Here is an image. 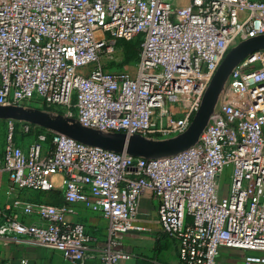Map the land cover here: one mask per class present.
<instances>
[{"label":"built area","instance_id":"1","mask_svg":"<svg viewBox=\"0 0 264 264\" xmlns=\"http://www.w3.org/2000/svg\"><path fill=\"white\" fill-rule=\"evenodd\" d=\"M264 34V0H0V104L73 118L102 132L164 139L185 131L233 45ZM141 36L134 73L102 53ZM31 103V104H29ZM46 107V108H44ZM0 240L42 246L77 264H120L150 191L178 264H216L221 248L264 264V49L238 62L197 142L144 158L3 120ZM57 175L58 182H53ZM58 190L64 203L8 199ZM102 217V237L77 220Z\"/></svg>","mask_w":264,"mask_h":264},{"label":"water","instance_id":"2","mask_svg":"<svg viewBox=\"0 0 264 264\" xmlns=\"http://www.w3.org/2000/svg\"><path fill=\"white\" fill-rule=\"evenodd\" d=\"M264 49V34L248 37L233 45L224 54L206 87L188 128L164 139L147 138L141 134L102 132L83 126L73 118L52 115L44 110L24 105L0 104V120L27 122L64 134L74 140L103 149L124 152L132 156L156 158L176 154L195 144L214 111L224 84L235 65L255 51Z\"/></svg>","mask_w":264,"mask_h":264},{"label":"crops","instance_id":"3","mask_svg":"<svg viewBox=\"0 0 264 264\" xmlns=\"http://www.w3.org/2000/svg\"><path fill=\"white\" fill-rule=\"evenodd\" d=\"M23 194L30 196L31 199L25 200L22 197ZM36 197L40 200L41 198L42 200L47 199V201L52 199L46 193L24 190L20 192L15 202L12 198L8 201L14 209V204L19 205L27 200H35ZM76 208L78 211L77 220L83 222L92 235L102 237L106 225L104 219L85 208L82 204H77ZM14 213L19 219L25 221L34 219L33 217L24 216L16 209H14ZM138 217L144 230L130 231L125 235L129 243L127 247L133 252L134 256L128 260L120 261V264H178L175 249L158 222L156 202L148 190L140 197ZM234 251L236 257H230L227 252L226 260L222 264H244L239 258L243 251L239 249H234ZM0 262H4L3 264H77L64 260L58 251L50 248L18 242H5L3 240H0Z\"/></svg>","mask_w":264,"mask_h":264},{"label":"rangeland","instance_id":"4","mask_svg":"<svg viewBox=\"0 0 264 264\" xmlns=\"http://www.w3.org/2000/svg\"><path fill=\"white\" fill-rule=\"evenodd\" d=\"M139 50V40L132 41H121L119 42L112 53L106 54L102 53L100 56V64L105 71L108 72H118L125 71L129 73H134L135 71V59ZM193 117V116H192ZM192 119V118H191ZM59 178L57 175L53 176V182H58ZM26 199H31L30 196H23ZM20 205H13L14 209L20 211ZM166 236V235H165ZM128 243V240L125 238ZM220 254L216 260V264H222L226 260L227 252L230 257H236L234 249L231 248H221ZM4 262H0L3 264Z\"/></svg>","mask_w":264,"mask_h":264},{"label":"trees","instance_id":"5","mask_svg":"<svg viewBox=\"0 0 264 264\" xmlns=\"http://www.w3.org/2000/svg\"><path fill=\"white\" fill-rule=\"evenodd\" d=\"M136 39L139 40V50H138V53L136 55L135 61H137L138 56H139L141 36L138 35V36H136L135 38H133L131 40L118 39L117 42H116V45H117L121 41H132V40H136ZM29 104H31V103H29ZM44 108H46V107H44ZM4 128H5V122L3 120H0V135H3ZM38 193H42V194L46 193L47 196H49L52 199H50V201H47V199L42 200V198H41V200H40L38 197H36V199L34 201H43V202H48V203L55 204V205H61V204L64 203L62 193L60 191H58V190H51V191L38 192Z\"/></svg>","mask_w":264,"mask_h":264},{"label":"bare ground","instance_id":"6","mask_svg":"<svg viewBox=\"0 0 264 264\" xmlns=\"http://www.w3.org/2000/svg\"><path fill=\"white\" fill-rule=\"evenodd\" d=\"M184 1H186V0H184Z\"/></svg>","mask_w":264,"mask_h":264}]
</instances>
